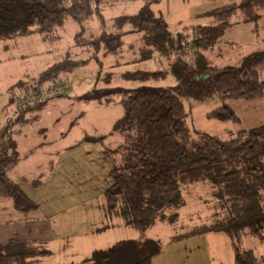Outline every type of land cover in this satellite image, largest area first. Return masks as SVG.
I'll use <instances>...</instances> for the list:
<instances>
[{
    "label": "trees",
    "instance_id": "trees-1",
    "mask_svg": "<svg viewBox=\"0 0 264 264\" xmlns=\"http://www.w3.org/2000/svg\"><path fill=\"white\" fill-rule=\"evenodd\" d=\"M102 1L0 0V39L34 32L46 35L66 18L80 26L93 15L103 22L99 7ZM159 1L142 0L136 13L115 16L114 32L101 31L98 36L84 41L80 40L79 31L73 38L80 48L92 46L93 52L103 49L104 54H117L123 36L134 33L139 41L138 61L153 55H175L168 71L140 68L120 73L124 79L144 81L163 79L170 72L175 79L174 86L118 88L95 94L96 99L108 101L113 94L117 95L124 108L112 127L120 134L121 143L103 149L110 165V182L102 193V210L108 217H119L123 224L143 236L158 217L169 222L177 219L176 212L169 216L165 212L170 206H180L184 202L182 188L203 185L211 197L206 200L212 205L208 216L211 218L207 223L192 225L171 235L168 241L204 232H223L232 238L234 264H264V257H258L254 249L234 243L246 229L259 242H264V125L239 130L231 139L222 140L201 131L193 135L187 126L182 102V98L187 97L198 100L214 96L219 105L206 113L209 119L237 122L239 116L225 102L255 100L264 95V53L255 51L240 66L219 70L211 69L202 53L218 43L232 25L233 15L238 14L243 23L256 22L264 12V0L229 1L203 13L211 16L215 23L198 24L190 30L184 27L176 33H171L164 18L151 10L150 4ZM186 52L197 55V63L185 60ZM86 61L71 58L65 52L60 60L38 73L37 84L57 85L61 74L72 72ZM110 77L107 72L104 78ZM33 89L36 103L27 105V110L39 111L54 94L44 100L39 98L40 89L37 86ZM9 125L0 131V197L11 199L19 212L33 211L36 202L8 177L18 159L16 140ZM103 137L84 139L98 141ZM37 182L38 179L32 180L33 184ZM137 242L145 246L147 252L134 264H150L162 243L149 238ZM119 244L95 249L89 257L69 264H112ZM49 254L51 250L43 240L14 238L0 243V264H51L44 262Z\"/></svg>",
    "mask_w": 264,
    "mask_h": 264
},
{
    "label": "rangeland",
    "instance_id": "rangeland-1",
    "mask_svg": "<svg viewBox=\"0 0 264 264\" xmlns=\"http://www.w3.org/2000/svg\"><path fill=\"white\" fill-rule=\"evenodd\" d=\"M229 1L238 0H160L150 4V8L156 16L164 18L171 33H176L184 27L190 30L198 24L215 23L211 16L203 13ZM142 3V0H103L99 5L103 22L93 15L80 26L66 18L63 24L53 27L46 35L34 32L0 39V108L3 106L5 126H12L11 131L18 151V159L9 175L36 202V211H52L54 207L60 210L67 230L90 229V217L95 219L97 225L107 224L106 228L97 232L102 234L96 236L98 239L94 244L100 246L110 242L105 246L109 247L120 243L114 259L121 256L119 253L125 250L127 244L129 248L137 249L135 257L143 255L147 248L140 246L131 237L134 233L138 234L137 231L124 227L119 217H108L103 213L102 193L110 182V165L103 149L121 143L120 134L112 127L122 116L124 108L117 95L113 94L109 101L105 98L96 99V95L118 88L174 86L175 79L170 72L163 79L144 81L124 79L120 73L140 68L168 71L175 55H153L150 59L138 61L139 41L134 33L123 36V44L117 54H104L103 49L93 52L92 46L80 48L75 45L73 38L79 31L80 40L84 41L94 38V35L98 36L101 31L114 32L115 16L134 14ZM230 22L232 25L225 30L218 43L212 49L202 52L213 70L237 67L253 52L264 53V12L256 22L243 23L238 14L233 15ZM65 52L71 58L87 61L72 72L61 74L57 85L49 87L48 83L37 84L38 73L60 60ZM184 58L191 64L198 61L197 55L191 52H186ZM107 72H110L111 77L105 79ZM17 82L20 84L15 86ZM13 86L15 88L9 91ZM35 86L41 91L40 99H47L46 97L54 94L39 111L27 110V105L36 103V91L33 89ZM56 92L62 95L56 96ZM87 94L92 96L87 97ZM182 102L186 109L187 126L193 135L201 131L222 140L231 139L239 130L264 125V95L255 100H227L225 103L239 116L237 122L209 119L206 113L219 105L214 96L198 100L187 97L182 98ZM18 119L21 121L16 123ZM87 136L104 137L102 140L89 141L84 139ZM51 169L53 174H49ZM20 174L25 177L18 179ZM35 179L39 182L31 184ZM181 193L184 202L180 206H170L165 212L167 216L176 212L177 219L169 222L158 217L147 227L141 239L149 238L163 243L171 235L209 221L212 205L206 201L211 198L207 188L193 185L187 189L182 188ZM10 202L11 199L0 197V203ZM90 207L96 211L95 214L92 215L89 211ZM99 211L101 214L96 216ZM207 233L211 232L193 236L204 238ZM223 235L231 243L232 238L226 233ZM209 243L218 253L223 240ZM234 243L238 247L252 248L258 257H264V242H259L247 229L235 238ZM198 244H203V241ZM71 245V249L65 252L59 247L54 254L47 255L44 262H79L78 260L89 257V249L93 246L91 242L89 247L80 250L76 248V244ZM207 251L208 255L204 251L196 254L195 258L189 256V261H183L190 264H233L232 244L230 250H222L219 254L211 251L210 247ZM162 261L168 262L167 259Z\"/></svg>",
    "mask_w": 264,
    "mask_h": 264
},
{
    "label": "crops",
    "instance_id": "crops-1",
    "mask_svg": "<svg viewBox=\"0 0 264 264\" xmlns=\"http://www.w3.org/2000/svg\"><path fill=\"white\" fill-rule=\"evenodd\" d=\"M2 107L3 106H1L0 108V130L5 126V122H6L5 113H3L2 111L3 109ZM13 166L15 167V165ZM11 168L9 172L11 171ZM9 172H8V177L13 179V177L9 175ZM49 174H53L52 169L50 170ZM22 176L25 177L24 174H20L18 179H20ZM38 176L42 177V175H38ZM31 184H33L32 181ZM36 209L37 207L33 209V211L19 212L14 208L12 202L0 203V243L10 241L14 238L43 240L46 242L47 246L51 250V254H49V256L54 254L56 249H58L59 247L62 248L64 252L71 249L72 246L71 244H76V248L77 249L79 248L81 250L83 248L89 247L88 244L92 242L93 246H91V248L89 249L91 250L90 252H92L95 249H103L107 244H110V242L104 243L103 245L100 246L94 244L95 241L98 239V237L96 236H100L102 234L97 232L106 227H102L104 223H102V225L99 224L97 225V223L94 222L95 219H93V217H90L91 219L90 229L84 228L82 230L72 231L66 229L67 228V226H65L66 221L65 223H63L64 222L63 216H61L62 212L57 208L55 209L54 207L52 211L40 210V212L36 211ZM89 211L92 212V215L95 214L96 212L92 210V207L89 208ZM99 214H101V211H99L96 216H99ZM119 221L123 224L120 218ZM123 226L128 227L125 224H123ZM222 235L223 232H215V233L211 232L204 235V238H200L199 236H193V237L187 236V237H182V239L180 240H175L170 242L168 241L170 239L169 237L167 240H165V242L161 244V248L159 249V251L152 256L150 264H156L158 262L159 264H167L168 262L169 264L188 263L184 261L186 260L189 261V256H191V258L192 257L195 258L196 254H200L201 252L204 251H206L208 255L207 249H209V247L211 251H213L215 254H219L222 250L225 251L228 249L230 250L231 243L229 242V239L228 241L225 240V238H223L224 235L223 236ZM131 237H133L135 241L141 239V235L139 234V232L138 234L135 233L132 234ZM221 239L223 240V243L220 246L221 250H217L218 253H216V251L213 250V245H210L209 242L213 240L219 241ZM74 240L75 241L80 240V242L76 241L78 242L77 244L75 243ZM201 240L203 241V244H198L201 242ZM136 250H137L136 248H129V245L127 244L125 250H121L122 252L119 253V255L121 256L115 259V261L112 264H134L137 258L142 256L139 255L135 257ZM228 258L227 260L229 261ZM163 259H167L168 262H163L162 261ZM78 261L80 262V260ZM73 262H77V261L73 260Z\"/></svg>",
    "mask_w": 264,
    "mask_h": 264
}]
</instances>
